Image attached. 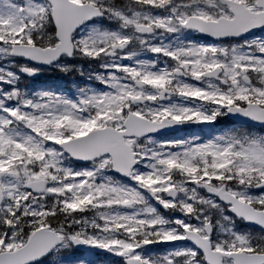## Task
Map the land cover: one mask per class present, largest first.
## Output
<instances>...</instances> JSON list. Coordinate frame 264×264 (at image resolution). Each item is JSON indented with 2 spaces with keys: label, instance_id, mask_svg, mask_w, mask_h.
Returning <instances> with one entry per match:
<instances>
[{
  "label": "snow or ice",
  "instance_id": "1",
  "mask_svg": "<svg viewBox=\"0 0 264 264\" xmlns=\"http://www.w3.org/2000/svg\"><path fill=\"white\" fill-rule=\"evenodd\" d=\"M78 246L264 264V0H0V264Z\"/></svg>",
  "mask_w": 264,
  "mask_h": 264
},
{
  "label": "rangeland",
  "instance_id": "2",
  "mask_svg": "<svg viewBox=\"0 0 264 264\" xmlns=\"http://www.w3.org/2000/svg\"><path fill=\"white\" fill-rule=\"evenodd\" d=\"M75 62H76L75 66L71 67L68 72L62 73V72L58 71L62 75L60 80L56 79V81L60 82V86H61L60 90H63L69 96H73V95H75L77 89L85 87L86 85H93L95 87H99L98 84H95L93 81L87 79V75L91 71L94 70V67L90 68V64L88 62L87 63L89 65L88 64H84L83 62H82L83 64H79V63H77L78 62L77 60H75ZM76 66H79L80 71L84 72L85 75H80L77 72V67ZM13 71H15V69H13ZM54 73H56V72H54ZM71 73H74V77H72V78L77 82V85L74 82H70V87L71 88L69 90V89L66 88L67 80L64 79V76L70 75ZM48 75H50V72L41 71L40 73L37 74L36 78L40 79V81H44V80H47ZM22 81L24 83L25 80L22 78ZM25 84H30V82H26ZM42 90H44V89H40L38 91H42ZM29 94H31V93H29ZM78 253H80V255H78ZM94 256H96V252L89 251V250L83 248V250H81V251L62 250L61 259L64 260V261H69V262L72 261V260L82 259V260L87 261L88 264H91V261H93V257Z\"/></svg>",
  "mask_w": 264,
  "mask_h": 264
},
{
  "label": "trees",
  "instance_id": "3",
  "mask_svg": "<svg viewBox=\"0 0 264 264\" xmlns=\"http://www.w3.org/2000/svg\"><path fill=\"white\" fill-rule=\"evenodd\" d=\"M23 87H25V88H27L28 90H29V93H32L34 90H36L37 89V87L35 88V86H23Z\"/></svg>",
  "mask_w": 264,
  "mask_h": 264
},
{
  "label": "water",
  "instance_id": "4",
  "mask_svg": "<svg viewBox=\"0 0 264 264\" xmlns=\"http://www.w3.org/2000/svg\"><path fill=\"white\" fill-rule=\"evenodd\" d=\"M34 77H35V76H34ZM34 77H27V78H34ZM80 248H81V246H78V247H77V249H80Z\"/></svg>",
  "mask_w": 264,
  "mask_h": 264
},
{
  "label": "flooded vegetation",
  "instance_id": "5",
  "mask_svg": "<svg viewBox=\"0 0 264 264\" xmlns=\"http://www.w3.org/2000/svg\"><path fill=\"white\" fill-rule=\"evenodd\" d=\"M99 260L101 261V260H103V258L101 257V258H99Z\"/></svg>",
  "mask_w": 264,
  "mask_h": 264
}]
</instances>
